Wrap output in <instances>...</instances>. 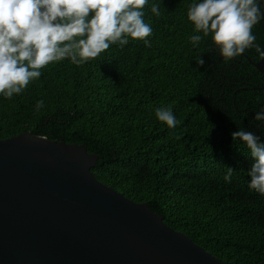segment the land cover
I'll list each match as a JSON object with an SVG mask.
<instances>
[{
    "label": "trees",
    "instance_id": "obj_1",
    "mask_svg": "<svg viewBox=\"0 0 264 264\" xmlns=\"http://www.w3.org/2000/svg\"><path fill=\"white\" fill-rule=\"evenodd\" d=\"M191 3L149 0L150 47L128 37L79 66L51 62L10 99L0 94V141L29 132L84 145L98 157L96 180L146 204L221 264H264V195L248 188L253 160L231 137L243 127L264 140L253 119L264 107L261 59L250 50L224 63L210 37L194 46ZM253 31L264 45V21ZM169 105L174 129L155 116Z\"/></svg>",
    "mask_w": 264,
    "mask_h": 264
},
{
    "label": "water",
    "instance_id": "obj_2",
    "mask_svg": "<svg viewBox=\"0 0 264 264\" xmlns=\"http://www.w3.org/2000/svg\"><path fill=\"white\" fill-rule=\"evenodd\" d=\"M97 160L29 132L0 141V264H221L96 180Z\"/></svg>",
    "mask_w": 264,
    "mask_h": 264
},
{
    "label": "clouds",
    "instance_id": "obj_3",
    "mask_svg": "<svg viewBox=\"0 0 264 264\" xmlns=\"http://www.w3.org/2000/svg\"><path fill=\"white\" fill-rule=\"evenodd\" d=\"M149 0H0V94L7 99L20 94L40 71L54 61L70 59L77 66L95 59L110 45H127L128 37L151 41L152 28L142 11ZM151 12L160 15V5ZM91 13V15H90ZM188 20L194 25L190 41L194 46L210 37L224 63L254 50L264 60V45L257 43L253 29L264 21V0H192ZM199 65L204 64L202 58ZM44 101L36 102L38 111ZM158 121L177 126L171 106L155 109ZM264 129V107L253 117ZM238 148L248 150L253 163L247 171L248 188L264 195V140L243 127L231 133ZM226 182L233 169L226 167Z\"/></svg>",
    "mask_w": 264,
    "mask_h": 264
}]
</instances>
